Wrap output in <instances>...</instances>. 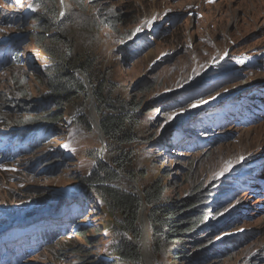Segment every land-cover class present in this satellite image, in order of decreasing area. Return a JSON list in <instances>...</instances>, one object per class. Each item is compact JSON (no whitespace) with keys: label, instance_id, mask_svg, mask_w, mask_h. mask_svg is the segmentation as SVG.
Instances as JSON below:
<instances>
[{"label":"rangeland","instance_id":"374dc122","mask_svg":"<svg viewBox=\"0 0 264 264\" xmlns=\"http://www.w3.org/2000/svg\"><path fill=\"white\" fill-rule=\"evenodd\" d=\"M59 3L60 20L70 12L79 22L77 40L94 45L102 81H111L116 98L142 106V141L132 149L134 165L145 177L126 180L120 188L143 193L162 180L170 187L168 199L193 196L200 189L206 197L201 204L208 209V236L217 249L194 263L264 264V117L259 115L254 126H248L253 118L240 123L249 113L245 103L251 93L254 107L263 110L258 101L264 90V0H98L87 4L91 15L100 20L116 13L120 21L114 30L102 24L94 32L97 37L88 15L68 0ZM37 10L35 0H0V51L20 46V54L0 69V119L27 121L48 93L44 73L49 58L26 34L34 26L26 19ZM11 99L16 102L12 109H2ZM90 102L89 97L85 115L92 132L67 107L54 131L35 139L40 141L37 150L31 141H10L0 149V214L9 219L5 229L32 227L22 231L27 243H45L22 264H125L113 254V223L104 204L91 192L84 195L80 185L96 158L109 162L113 156L107 146L101 152L104 142L93 125ZM3 122L0 133L7 130ZM195 141L201 142L198 148L192 146ZM15 145L29 154L2 164V151ZM241 177L246 178L243 185L232 184ZM226 181L234 190H226ZM229 191L234 196L226 199ZM143 211L147 218V207ZM140 218L139 264H178L172 257L156 261ZM42 222L51 231L58 229L60 238L49 242ZM0 234V239L6 236L1 229ZM235 243L234 250L218 254Z\"/></svg>","mask_w":264,"mask_h":264},{"label":"trees","instance_id":"16d2710c","mask_svg":"<svg viewBox=\"0 0 264 264\" xmlns=\"http://www.w3.org/2000/svg\"><path fill=\"white\" fill-rule=\"evenodd\" d=\"M38 1L40 4L35 0L38 6L36 13L26 19L34 25L26 34L33 45L43 50L49 58L50 63L44 73L48 93L43 94L35 114L25 119L27 121H23L22 117H14L11 121L1 117L0 120L5 122L3 127H6L8 133L0 134V143H2L0 149L7 146L10 141L18 144L31 141L33 148L37 150L40 141L35 139L49 131H54V127L65 118L67 107L73 109L71 116L81 126L92 132V126L85 115L89 98L88 90L85 81L78 74L82 73L89 78L107 151L113 156L109 162H102L95 157L97 160L95 167L89 175L80 179V185L84 195L86 192H91L102 201L106 213L112 220L115 239L114 256L125 264L141 262L139 242L141 237L144 238L143 227L141 228L140 225L143 205H146L148 210L151 244L157 262L172 257L178 264H195L194 262L199 258L213 253L217 247H214V242L208 236V230H210L206 222L208 209H202L201 204L206 197L201 196L200 189H196V195L171 199L165 196L170 187L164 186L162 180L145 187L143 196L134 189H120V184L126 180L138 181L140 177H145V172L139 171L134 165L136 152L132 149L142 141L138 132L141 124L139 112L142 106L136 100L116 98L111 81L107 79L102 81L103 75L97 65L98 53L93 48L94 45L88 40L81 45L82 43L77 40L74 29H78L79 22H73L70 12L66 11L64 18L60 20L59 0ZM68 2L72 3L74 9L76 8L82 14L85 13L84 16L88 15L91 18V32L95 37L97 36L94 32L98 33L102 24L114 30L120 21L116 13L104 15L100 20L98 15H91L87 4L98 2V0H68ZM82 26L83 32L87 34L88 31H84L85 23ZM17 48L20 49V46L7 47L13 53L0 58V69L3 65L12 63L17 53L20 54ZM15 103L12 99L6 100L2 109L11 110L10 105ZM23 103L27 104L22 102V105ZM14 121L16 124H13ZM37 125H41L42 130L33 128ZM13 126L18 129H11L14 128ZM24 128H31V130L26 131L27 129ZM212 140L207 141L209 145L212 144ZM199 144H201L200 141H195L192 146L198 148ZM28 151V148L19 145L9 147L7 151H2L4 158L2 164H9L17 158H23L25 154H29ZM0 175H2L1 172ZM230 183L232 182H225L226 190L233 189L228 186ZM235 183L236 181L232 184ZM233 196L234 192L229 191L226 199ZM62 207L63 204L59 206V208ZM0 217L1 229L9 225V219L2 216V213ZM46 228H48V237L51 242L60 238L59 231L52 234L51 228L48 226ZM82 233L87 234L86 231ZM176 243L180 244V247L172 250ZM238 244H232L230 249H227L230 245L226 244L224 247L226 249L222 248L218 254H226V250L230 252ZM20 253L24 257H29L26 249Z\"/></svg>","mask_w":264,"mask_h":264},{"label":"water","instance_id":"95a60500","mask_svg":"<svg viewBox=\"0 0 264 264\" xmlns=\"http://www.w3.org/2000/svg\"><path fill=\"white\" fill-rule=\"evenodd\" d=\"M61 14H64V11L61 13ZM79 74V76L81 77V79H83L84 81H85V84H86V87H87V90H88V96L91 98V101H93L94 103H96L95 102V100H94V96H93V93H92V91H91V86H90V83H89V80L87 79V77H86V75H84V74H82V73H78ZM97 122H98V125H97V130L99 131V133H100V137L103 139V147H102V149H101V152H104L105 151V149H106V141H105V138H104V135H103V132H102V130H101V127H100V123H99V121L97 120ZM124 177L125 178H128L127 176H125L124 175ZM120 189H122V188H120ZM122 190H125V189H122ZM138 193L140 194V196H143V193H140L139 191H138ZM144 207H146V206H144L143 205V207H142V211H143V209H144ZM141 211V212H142ZM142 214V213H141ZM141 217V216H140ZM140 222H141V218H140ZM148 223H149V220H148ZM149 225H150V223H149Z\"/></svg>","mask_w":264,"mask_h":264},{"label":"bare ground","instance_id":"6f19581e","mask_svg":"<svg viewBox=\"0 0 264 264\" xmlns=\"http://www.w3.org/2000/svg\"><path fill=\"white\" fill-rule=\"evenodd\" d=\"M93 105H94V102L93 101H91L90 102V108H91V111H90V115H91V118H92V121H93V125H95V127H96V129H98L97 128V125H98V122H97V119H96V116H95V114H94V110H93ZM99 135H100V133H99ZM141 216H142V224L145 226V231H144V233L146 234V239H148V238H150V240H151V230H150V232H149V223H148V217L146 218V213L143 211L142 212V214H141ZM143 233V232H142ZM150 233V234H149Z\"/></svg>","mask_w":264,"mask_h":264},{"label":"snow or ice","instance_id":"6c2138e0","mask_svg":"<svg viewBox=\"0 0 264 264\" xmlns=\"http://www.w3.org/2000/svg\"><path fill=\"white\" fill-rule=\"evenodd\" d=\"M193 107H197L196 105H193ZM170 119H171V117H170Z\"/></svg>","mask_w":264,"mask_h":264}]
</instances>
